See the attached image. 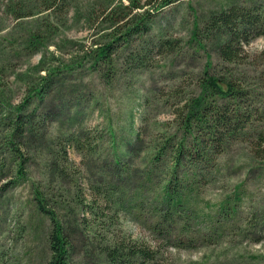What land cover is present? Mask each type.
<instances>
[{
    "label": "rangeland",
    "instance_id": "1",
    "mask_svg": "<svg viewBox=\"0 0 264 264\" xmlns=\"http://www.w3.org/2000/svg\"><path fill=\"white\" fill-rule=\"evenodd\" d=\"M95 1L99 2L80 0L75 4L78 9L71 11L68 22L47 34V47L36 54L17 56L26 51L25 45L34 29L32 25L40 17L17 19V11L27 0H0V103L6 107L21 103L39 77L46 74L37 69L42 60L51 69L68 62L73 64V70L64 72L60 85L53 87L48 96V102L53 99L57 103L58 115L43 135L56 142L88 127L99 136L93 142L95 150L85 159L70 148L68 161H59L58 153L50 155L48 161L35 156L27 165V176L17 182H14L15 171L13 165H9V158L2 160L8 165L7 176L0 177V264H48L51 259L48 234L52 221L37 206L38 190L46 194L47 207L57 210L66 232L71 235L73 248L69 264L105 263L102 248L109 237L118 233L155 239L134 220L113 217L107 221L100 218L101 215L96 223L102 225L103 220L107 224L103 232L105 238H95L81 223L83 214L77 203L90 200L89 182L101 179L103 163L111 165L113 172L117 162L127 159L129 132L141 126L144 119L145 131H148L145 135L149 136L142 140L141 150L133 160L140 169L150 167L153 153L149 147L150 137L154 139L167 131V125H174L176 103L201 92L198 78L209 59L205 48L201 50L200 44L192 39L194 27H202L209 13L235 1L246 5L264 3V0L176 1L157 11L149 21L148 33L143 38H134L130 47L117 52L113 56V66H103L100 73L92 69L90 50L96 39L104 41L101 34L106 31L107 23H94L89 18L92 4L99 8L107 0H100V4ZM133 1L140 3L141 8L134 10L132 15L154 8L152 4L146 6L150 0ZM131 2L112 0L109 10ZM162 37L180 41V45L172 54L150 55L148 65L141 68L136 67V62H128L126 55L138 50L143 43L152 44ZM263 49L264 36L255 38L246 47L251 56L259 55ZM112 69V76L106 77ZM177 86L181 87L180 96L174 91ZM159 89L166 91V103L155 96L154 91ZM155 123L165 127L158 129ZM152 125H155L153 129ZM57 147L54 150H58ZM53 162L65 169L61 177ZM32 184H36L35 188ZM5 185L11 188L4 193L1 189ZM194 185L189 206L191 215L187 216L192 222L190 231L176 232L185 241L193 235L194 246L164 247L159 256L160 264H264V159L255 157L249 146L234 144L220 154L217 167L208 178H198ZM177 220L179 228L189 224L187 218Z\"/></svg>",
    "mask_w": 264,
    "mask_h": 264
},
{
    "label": "trees",
    "instance_id": "2",
    "mask_svg": "<svg viewBox=\"0 0 264 264\" xmlns=\"http://www.w3.org/2000/svg\"><path fill=\"white\" fill-rule=\"evenodd\" d=\"M79 1L27 0V4L17 11V19L40 18L32 25L34 29L25 45L26 51L16 55L29 56L47 47V34L68 22L71 11L78 9L75 4ZM111 1L101 3L99 8L92 4L90 9L89 20L107 23L106 31L101 34L104 41L96 39L90 50L92 69L100 73L103 66H113V56L117 52L130 47L133 40L148 33L149 21L157 11L179 0H150L146 6L154 5L152 10L133 15L134 10L141 8L140 3L132 0L122 8L115 6L109 10ZM94 3L100 4V0ZM194 28L192 39L200 44V49L205 48L209 59L198 78L201 92L176 103L173 126L155 123L158 129L165 127L167 131L157 134L154 139L150 137L149 147L153 150L150 167L140 169L133 160L141 150L142 140L149 136L145 135L148 131H145L147 123L144 119L141 126L129 132L127 159L117 162L113 172L110 171L111 165L103 163L101 179L96 183L89 182L90 200L77 203L83 214L81 223L95 238H105L103 232L107 224L103 220L100 222L102 225L96 223L100 215L107 221L113 217L116 220H134L155 238L113 235L102 248L105 259L102 264H160L159 256L164 247L194 246L193 235L182 233L191 241L185 243L188 241L176 232L190 231L189 206L198 178H208L217 167L220 154L234 144L247 145L255 157L264 159V49L255 57L246 51L247 45L255 38L264 36V3L246 5L235 1L228 7L209 13L202 27ZM179 45L180 41L162 37L152 44L143 43L138 50L126 56L128 62H136V67L141 68L148 65L150 55L172 54ZM212 52H215V57ZM37 69L46 71V74L39 77L19 105L6 107L0 103V177L7 176L8 157L9 165H13L15 171L14 182L27 176V165L35 156L48 161L50 155L58 153L59 161H68L70 148L80 152L85 159L95 150L96 143L93 145V142L99 138L88 127L56 142L43 135L58 115L57 103L53 99L48 102V96L53 87L60 85L64 72L73 70V64L63 62L51 69L42 60ZM112 71H108L106 77H111ZM174 91L178 96L182 93L179 86ZM154 94L160 102L166 103V91L159 89ZM56 146L59 151L54 150ZM2 160L6 161L2 163ZM53 164L61 177L65 169L56 162ZM35 185L31 187L35 188ZM10 188L5 185L1 191L5 193ZM45 196L43 191H37V206L52 221L48 234L51 250L48 264H69L73 248L71 235L66 232L57 210L47 207ZM186 218L189 224L179 228L177 219Z\"/></svg>",
    "mask_w": 264,
    "mask_h": 264
}]
</instances>
